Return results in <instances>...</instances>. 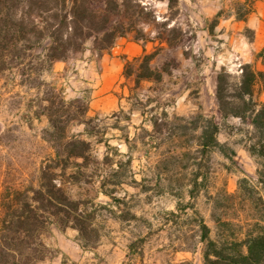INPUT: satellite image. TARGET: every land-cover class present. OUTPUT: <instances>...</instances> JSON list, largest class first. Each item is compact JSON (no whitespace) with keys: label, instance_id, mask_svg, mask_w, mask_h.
I'll list each match as a JSON object with an SVG mask.
<instances>
[{"label":"rangeland","instance_id":"374dc122","mask_svg":"<svg viewBox=\"0 0 264 264\" xmlns=\"http://www.w3.org/2000/svg\"><path fill=\"white\" fill-rule=\"evenodd\" d=\"M140 1L148 7L142 14L146 21L137 23L136 30L119 38L103 54L118 59V66H113L114 75L118 74L114 81L100 82L102 56L93 52L91 42L84 51L56 62L42 76L45 82L63 88L66 100L88 102L87 117L96 118L94 137L85 136V126L78 122L69 128L71 135H82L92 143V152L82 169L84 181L65 188L72 199L83 202L100 238L94 248H84L77 230L53 227L44 236L53 255L40 264H177L184 260L203 264L200 249L197 253L175 251L184 246V238L189 242L198 239L192 229L194 211L213 230L216 218L243 219L249 213L240 199L225 197L237 195L241 179L257 178L259 165L243 143L249 128L238 118L221 120L215 93L222 68L238 74L241 65L251 63L263 70V59L247 62L226 54L223 41L214 32L218 14L210 16L218 3L223 6L220 12L226 7L237 12L241 3L221 0L212 6L211 0H178L170 8L169 0ZM118 20L122 18H113V22ZM142 33L145 39L140 38ZM244 34L253 38L249 30ZM131 42L141 50L129 55L124 49ZM144 51L154 54L152 67L164 69L163 78L160 82L143 81L131 92L135 82L123 77L124 64ZM42 96L43 89L23 86L13 72L0 75V199L10 188L35 186L41 161L53 152L43 140L47 118H35L33 113L37 98ZM259 100L264 102V92ZM197 113L217 119L221 128L218 140L234 149V162L210 149L201 154L189 152L193 136L199 133L184 136L174 117ZM156 118L154 128L151 120ZM76 161L82 163L83 159ZM199 166L203 174L199 182H203L200 194L193 199L188 191ZM77 169L73 165L69 172Z\"/></svg>","mask_w":264,"mask_h":264},{"label":"trees","instance_id":"16d2710c","mask_svg":"<svg viewBox=\"0 0 264 264\" xmlns=\"http://www.w3.org/2000/svg\"><path fill=\"white\" fill-rule=\"evenodd\" d=\"M255 1L241 3L237 18L245 20L253 12ZM175 2L178 0H169V7H174ZM145 9L148 7L142 6L140 0H0V75L13 72L21 78L23 86L43 89L33 113L35 118H47L43 140L53 150L41 161L35 186L10 188L0 199V264H40L49 258L53 253L44 236L50 234L53 227L62 231L77 230L84 248L98 244L100 234L93 218L83 210V202L72 199L65 188L67 184L84 181L82 169L92 152V143L82 139V135H71L69 128L72 122H78L85 126V136L94 137L96 118L87 117L88 102L81 98L66 100L64 89L45 82L42 76L50 72L56 62L66 61L87 49L89 42L93 52L98 57L103 56L119 38L136 30L137 23L146 21L142 17ZM221 13L214 18V26ZM114 17L122 20L113 22ZM140 38L145 39V34ZM162 41L172 44L168 38ZM257 58L263 59L264 65V50ZM153 59L154 54L144 51L126 60L122 75L127 81L135 82L131 92L143 81L162 80L164 69L152 67ZM263 92L264 69L258 70L254 64L241 65L238 74H231L225 68L217 74L215 97L220 118L223 121L238 118L249 128L243 143L259 167L255 181L243 178L237 195H225L244 202L249 213L243 219L216 218L213 230L194 211L192 229L198 239L189 242L184 238L181 240L184 246L175 251L197 253L200 249L203 264H264V102L259 100ZM83 102L84 105H80ZM75 104L79 106L74 107ZM164 118L168 116L165 114ZM174 120L180 123L184 136L199 133L193 136L195 142L188 147L189 152L201 154L210 149L235 161L234 149L218 140L221 128L216 118L197 113L188 118L175 116ZM151 123L156 128L157 118ZM126 143L128 145V140ZM106 146L111 148L109 144ZM73 165L78 169L69 172ZM200 169L199 166L188 191L193 199L201 192L203 181L199 179L203 174ZM54 253L59 254V251ZM177 264L195 263L184 260Z\"/></svg>","mask_w":264,"mask_h":264},{"label":"crops","instance_id":"0c3cea01","mask_svg":"<svg viewBox=\"0 0 264 264\" xmlns=\"http://www.w3.org/2000/svg\"><path fill=\"white\" fill-rule=\"evenodd\" d=\"M210 0H207V2ZM240 3L245 0H235ZM221 0H211V5H217ZM223 10L221 3L211 10L210 16H216ZM210 11V10H209ZM244 30H249L253 33V38L249 39L245 36ZM207 34L208 31L204 30ZM214 32L217 37L223 41L226 47V54L235 55L239 58H244L247 62H252L257 58V54L264 50V0H256L254 10L245 20L237 18V14L233 7L224 10L221 13L218 24L215 26ZM141 50V46L135 42L128 43L124 51L127 54H136ZM103 72L100 75V82L114 81L118 74L113 73V66H118L116 56L105 54L102 56Z\"/></svg>","mask_w":264,"mask_h":264}]
</instances>
